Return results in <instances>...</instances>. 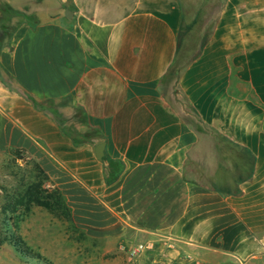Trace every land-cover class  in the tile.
I'll return each mask as SVG.
<instances>
[{"label": "crops", "instance_id": "1", "mask_svg": "<svg viewBox=\"0 0 264 264\" xmlns=\"http://www.w3.org/2000/svg\"><path fill=\"white\" fill-rule=\"evenodd\" d=\"M211 18L174 72L181 0H0V155L33 159L106 259L264 264V0ZM26 95L82 111L103 159Z\"/></svg>", "mask_w": 264, "mask_h": 264}, {"label": "rangeland", "instance_id": "2", "mask_svg": "<svg viewBox=\"0 0 264 264\" xmlns=\"http://www.w3.org/2000/svg\"><path fill=\"white\" fill-rule=\"evenodd\" d=\"M217 2L218 0H181L183 28L186 30L180 34L177 57L173 65L174 72L184 66L196 49L195 41L185 46L182 44L183 40H193L205 35L211 25L213 7ZM5 19L12 21L13 24L22 21L21 16L11 14H7ZM37 104L69 132H74L76 139L96 138L98 132L86 128L88 123L82 111L79 113L67 109V102H37ZM93 143L97 144L96 140ZM17 161L13 160L12 163L7 155H0V241L7 236L8 231L12 230V223L17 221L16 233L31 256L20 257L7 242H2L0 264H130L127 251L116 254L113 250L114 253L108 255L106 259V256L97 252L99 248L97 242L86 238L73 224L70 226L67 222L51 218L41 208H31L19 221L16 220L18 210L14 215L3 214L2 207L14 199L16 184L24 178L20 169L24 167ZM104 161L106 162L105 181L117 178L123 169L122 165L116 160L104 159ZM32 255H38L39 260Z\"/></svg>", "mask_w": 264, "mask_h": 264}, {"label": "trees", "instance_id": "3", "mask_svg": "<svg viewBox=\"0 0 264 264\" xmlns=\"http://www.w3.org/2000/svg\"><path fill=\"white\" fill-rule=\"evenodd\" d=\"M19 16L17 14H12ZM4 16V15H3ZM29 99L33 107L40 111L41 113L48 115L51 120L55 122L61 133L68 137L72 144L75 146H79L85 143H92L94 140L96 142H100V137L97 134L94 140L91 138L87 139H76L74 132H69L63 125L58 122L55 118L51 117L44 108H41L37 102L26 95ZM75 112H81L79 109L75 110ZM86 128L90 131H96L94 128L86 125ZM13 163V160L19 159V151L14 149H9L5 152ZM20 167V166H18ZM23 167H20L24 178H21L17 184L15 189L14 199L5 204L2 207V213H8L10 215H14L15 212L18 210V217L16 220L22 219V217L26 216L31 208L38 207L46 211L51 218L56 219L58 221L67 222L70 226H72V221L70 217V213L68 208L64 203V198L60 191L57 188H49L47 184L49 183V179L47 178L46 174L41 170L38 164L33 159H27ZM17 223V221H16ZM16 223H12V230L8 231L7 236L0 241L7 242L13 250L18 254L20 257L24 256H31L27 248L24 246L22 240L16 233ZM36 260H39L38 255H32Z\"/></svg>", "mask_w": 264, "mask_h": 264}, {"label": "built area", "instance_id": "4", "mask_svg": "<svg viewBox=\"0 0 264 264\" xmlns=\"http://www.w3.org/2000/svg\"><path fill=\"white\" fill-rule=\"evenodd\" d=\"M151 248V243H144L142 245H137L134 248H132L128 254H129V261L133 256H136L137 253L145 250H149Z\"/></svg>", "mask_w": 264, "mask_h": 264}, {"label": "water", "instance_id": "5", "mask_svg": "<svg viewBox=\"0 0 264 264\" xmlns=\"http://www.w3.org/2000/svg\"><path fill=\"white\" fill-rule=\"evenodd\" d=\"M65 15H69L68 12L65 13ZM103 147H104V143L100 142L97 143L94 148H93V154L96 160H101V157L103 156Z\"/></svg>", "mask_w": 264, "mask_h": 264}]
</instances>
